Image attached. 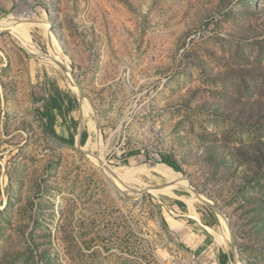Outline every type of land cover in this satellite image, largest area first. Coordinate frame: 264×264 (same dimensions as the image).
Wrapping results in <instances>:
<instances>
[{
  "label": "rangeland",
  "instance_id": "rangeland-1",
  "mask_svg": "<svg viewBox=\"0 0 264 264\" xmlns=\"http://www.w3.org/2000/svg\"><path fill=\"white\" fill-rule=\"evenodd\" d=\"M5 24L58 59L50 40L91 104L0 27V264H197L172 220L264 264V0H0ZM52 96L73 146L45 132Z\"/></svg>",
  "mask_w": 264,
  "mask_h": 264
},
{
  "label": "water",
  "instance_id": "water-1",
  "mask_svg": "<svg viewBox=\"0 0 264 264\" xmlns=\"http://www.w3.org/2000/svg\"><path fill=\"white\" fill-rule=\"evenodd\" d=\"M5 31H1L0 34H2ZM49 46L51 49H53L52 46V42L49 40ZM31 57L39 60V61H44V60H48L50 59L60 70L63 74H65L66 76H68V80H69V84L73 89H76L78 91V100L80 105H82L86 100L91 104V101L86 93V91L84 90V88L82 87V85L78 82V80L76 79L74 73L72 72V70L68 67L67 64L64 63V61L58 60L56 58L50 57L48 54H42L40 52H38L37 54L34 53H28ZM82 134V117H81V124H80V130L78 132V139H77V146H78V150H80L83 153H86L83 149H82V145L80 143V137ZM94 158L95 161H97V163L99 164V166L102 168L103 171L109 173L110 175H112V177L114 179H118V177L116 176V174L111 170V168L107 165L104 164V162L101 160L100 155L97 154L96 156H92ZM182 181H187L186 178L182 179ZM179 182H174L175 185H177ZM173 184V185H174ZM171 185V186H173ZM112 186L114 188V190L124 199L126 198L125 195L122 193V191L114 184L112 183ZM166 187V186H165ZM165 187H152V188H148V189H144V190H140V191H136L134 190L133 193L135 194H143L146 192H149L150 190H161ZM194 195L196 196V198L202 202L203 204L207 205L208 207H210L217 216H219L220 218H222L223 220H226V217L224 215V213L214 204H212L210 201L204 199L200 194L193 192ZM228 230H229V241H230V248H231V252L234 255L235 253V249H236V245H235V240L233 237V232L232 229L228 226Z\"/></svg>",
  "mask_w": 264,
  "mask_h": 264
},
{
  "label": "trees",
  "instance_id": "trees-1",
  "mask_svg": "<svg viewBox=\"0 0 264 264\" xmlns=\"http://www.w3.org/2000/svg\"><path fill=\"white\" fill-rule=\"evenodd\" d=\"M63 110L64 109L61 100H59L57 97L52 96L45 103V105L42 108V111H38V114L41 120L44 122V129L48 135L57 139L61 143L67 144L69 146H73L74 145L73 134H71L67 139H65L59 136L54 130V126L58 118L63 120L64 123L66 122V116ZM70 112L71 109H68V113ZM71 123H73L74 125L76 124L75 121L73 120H71ZM85 141H86V133L82 132L80 137V143L82 146L85 144ZM160 163L172 169L175 173H182L181 167L173 160V158L167 155H161ZM208 227H212V226L208 225ZM228 262H229L228 256L225 254H220V264H228Z\"/></svg>",
  "mask_w": 264,
  "mask_h": 264
},
{
  "label": "crops",
  "instance_id": "crops-1",
  "mask_svg": "<svg viewBox=\"0 0 264 264\" xmlns=\"http://www.w3.org/2000/svg\"><path fill=\"white\" fill-rule=\"evenodd\" d=\"M170 227L174 230L178 237L184 239L190 246L195 256L197 264H220V254L227 253L224 250L218 249L213 244V238L206 231L199 232L191 226H186L183 221L172 220Z\"/></svg>",
  "mask_w": 264,
  "mask_h": 264
},
{
  "label": "bare ground",
  "instance_id": "bare-ground-1",
  "mask_svg": "<svg viewBox=\"0 0 264 264\" xmlns=\"http://www.w3.org/2000/svg\"><path fill=\"white\" fill-rule=\"evenodd\" d=\"M10 24H5V25H0V27H2V26H4V27H6V28H12L13 29V31H15L16 32V34L19 36V40L21 41V43H23V45L27 48V51H28V53H34L35 54V52H34V47L31 45V43H30V40H29V36H28V27L29 26H26V24H22L21 26L20 25H15V24H13L12 26H9ZM50 37V36H49ZM16 38H18L17 36H16ZM51 40H52V38H50ZM54 56H58L59 58H58V60H63L64 61V63L65 64H67V62L65 61V59H63L62 58V56L59 54V52L56 50V49H52L51 51H50ZM50 56V55H49ZM51 57V56H50ZM47 61H50L51 63H52V61L50 60V59H48ZM68 77V76H67ZM82 106L84 107L85 106V102L82 104ZM125 171V170H124ZM120 172H122V171H120ZM127 172V171H126ZM131 172H133V173H137L136 171H131ZM114 173L115 174H119L118 173V171H114ZM108 174V177H110L111 179H114L113 177H112V175H110L109 173H107ZM165 176H166V178H167V180H172L174 177L172 176V174L171 173H166L165 174ZM114 181H116L117 183L119 182V183H121V181H120V179H114ZM122 184V183H121ZM179 185H183V184H179ZM220 242V241H219ZM221 244H223V242H221Z\"/></svg>",
  "mask_w": 264,
  "mask_h": 264
}]
</instances>
